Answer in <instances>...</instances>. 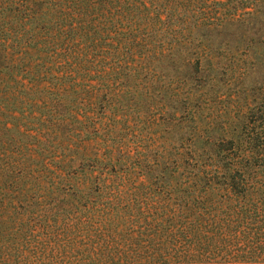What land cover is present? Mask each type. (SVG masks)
<instances>
[{
	"label": "trees",
	"instance_id": "16d2710c",
	"mask_svg": "<svg viewBox=\"0 0 264 264\" xmlns=\"http://www.w3.org/2000/svg\"><path fill=\"white\" fill-rule=\"evenodd\" d=\"M222 81L170 166L97 147L93 101ZM0 264H264V0H0Z\"/></svg>",
	"mask_w": 264,
	"mask_h": 264
},
{
	"label": "rangeland",
	"instance_id": "374dc122",
	"mask_svg": "<svg viewBox=\"0 0 264 264\" xmlns=\"http://www.w3.org/2000/svg\"><path fill=\"white\" fill-rule=\"evenodd\" d=\"M160 74L164 75V72L162 71ZM171 76V73L168 76L164 75V79L167 81V77ZM257 77L258 73H247L243 85L251 84ZM239 86V83L234 87L232 84L222 81L211 88L207 84L200 91L190 90V97L193 100L191 102L197 107L195 114L191 108L187 114L182 112L181 101H171V97L168 98L169 91L170 96L173 91H179L182 95L185 93L174 82L169 83V91L166 92L158 91L153 86H144L147 90L138 86L139 89L132 95V101H126L131 93L123 94V96L120 94L119 97L123 98V101H93L92 111L86 112L90 119L96 120L100 125L99 136L96 138L97 147L103 148L105 139L106 148H110V141L114 139L113 148H135L139 163H147L155 169L156 164L164 158L170 166L180 139L184 146H187L188 143H185L187 137L193 133L194 135H204L205 132L202 130L208 127L209 123H213L215 126L212 134L216 132L217 136L221 135L227 127V123L233 122L231 117L235 112L234 102L239 100L234 91ZM152 88L157 93L150 97L149 92ZM187 88L185 87V89ZM63 102L68 104V101ZM188 107L186 105L184 109H188ZM180 115H182L181 120L179 119ZM111 126H113L112 129L105 132V129ZM83 133H81L82 137ZM206 133L209 134L208 131ZM200 142L196 139L194 144L199 147ZM155 172L156 170L149 174L153 175Z\"/></svg>",
	"mask_w": 264,
	"mask_h": 264
}]
</instances>
